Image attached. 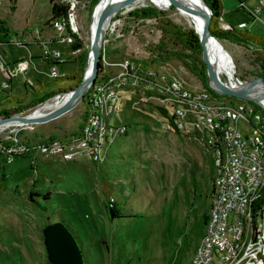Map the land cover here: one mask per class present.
<instances>
[{
    "label": "rangeland",
    "instance_id": "obj_1",
    "mask_svg": "<svg viewBox=\"0 0 264 264\" xmlns=\"http://www.w3.org/2000/svg\"><path fill=\"white\" fill-rule=\"evenodd\" d=\"M101 1L83 0L74 7L76 35L84 44L78 51L70 50L73 43L67 38L61 39L65 32L53 30L48 23L49 0L0 2V110L27 108L51 90L76 88V82L51 89L42 86L54 80L52 63L45 55L61 52L65 63L57 66L59 77L77 74L83 80L91 54L92 18ZM222 3L226 23L239 32H243L239 24L248 23L250 33L264 39L262 24H252L243 10L230 12L228 0ZM143 10L153 14L142 20L132 17ZM165 24L199 37L175 5L161 9L148 0L141 7L124 8L112 19L104 38L102 72L117 75L120 64L130 62L143 71L163 69L184 86L203 88L183 63L152 62L160 54L157 46L164 40ZM219 42L233 61L236 77L259 80L252 49ZM20 64L27 66L25 71ZM7 71L16 75L11 88L6 85ZM221 78L228 83L225 76ZM65 93L19 116L29 117ZM121 97V109L107 119L119 131L124 127V133L110 144H101L99 160L86 156L89 148L78 144L86 127V97L85 103L56 120L0 132V264H50L43 229L57 222L73 231L85 264H191L193 251L206 233L204 216L213 198L216 153L192 120L184 131L173 130L160 109L169 117L173 112L160 100L141 92H122ZM222 98L229 104L241 99ZM96 130L97 138H104ZM106 195L117 202L120 218L110 219Z\"/></svg>",
    "mask_w": 264,
    "mask_h": 264
},
{
    "label": "built area",
    "instance_id": "obj_2",
    "mask_svg": "<svg viewBox=\"0 0 264 264\" xmlns=\"http://www.w3.org/2000/svg\"><path fill=\"white\" fill-rule=\"evenodd\" d=\"M82 1L67 0L68 18L50 23L53 30L65 32L63 41L65 38L74 41L72 34L78 32V26L73 10ZM233 2L231 10H243L252 24L264 26V0ZM217 26L222 31L235 30L225 22L224 13L218 18ZM238 29L250 33L248 23H240ZM45 56L53 66L50 76L54 80L59 78L57 66L65 63L62 53L55 50ZM20 66L23 71L27 68L24 64ZM120 67L122 71L117 75L101 72L87 92L86 127L82 140L78 141L79 146L89 148L85 155L99 160L101 144L122 137L124 127L119 131L110 123V118L121 109L122 92H141L160 100L172 110L173 116L166 115L169 120H175L178 130L184 131L186 123L192 120L195 128L206 135V144L217 156L206 233L191 264H264V106L246 95L236 104L226 103L210 87L208 90L184 86L163 69L150 67L143 71L142 66L130 62ZM6 73L9 81L16 76L10 71ZM6 85L11 88L9 83ZM96 129L104 138H97Z\"/></svg>",
    "mask_w": 264,
    "mask_h": 264
},
{
    "label": "trees",
    "instance_id": "obj_3",
    "mask_svg": "<svg viewBox=\"0 0 264 264\" xmlns=\"http://www.w3.org/2000/svg\"><path fill=\"white\" fill-rule=\"evenodd\" d=\"M98 1L99 0H93V4H96ZM203 1L212 11L210 30L215 38L219 39L221 42L226 41L238 46L248 47V48L254 47L256 49L253 50L254 52L253 54L255 56L254 66L259 71L257 74V78L264 83V39L254 36L251 33L245 31L239 32L236 30L233 31L219 30L217 26V22H218V18L223 13L222 0H203ZM49 3L52 8L51 10L52 16L49 19L48 23L56 21L58 19L68 18V15L70 13V5L67 3V0H49ZM151 14H153L152 11L149 14L148 10H143L132 14V17H136L137 19L142 20L148 18L149 17L148 15ZM163 32H164V40H161L159 46H157L158 47L157 51L160 52V54L157 55V58L152 59V62L154 63L158 62L162 64H166L172 60L174 62H181L183 63V66L186 68V70L189 72L190 76L194 78L196 82L200 83L203 88L210 90L209 77L207 74V66L203 60V48L201 46L199 37L196 34H194L192 31H187V32L182 31L173 24H165ZM72 36L74 38V41L73 44L70 46V50L73 51L82 50L84 48V44L80 39V37L76 34H72ZM165 38L168 39L166 40ZM170 46L173 47V50H169ZM82 66H86V60L82 62ZM102 70H103V61L101 60L100 72H102ZM73 82H76L77 84L76 87H77L82 82V78L77 74L72 76L67 75L52 80L47 84H42V86L46 89L49 88L51 89L63 83H73ZM8 83L12 85V80H10ZM71 89L72 87L68 86L67 88H59L56 90H51L48 94H43L39 96L37 99L33 100V102L27 108L32 109L46 102L47 100L53 98L55 95H58L59 93L67 92ZM216 96L220 98L223 97L218 95ZM27 108H22L18 106L10 110L7 109L0 110V118H7L15 115H20ZM160 112L162 113V115L167 117L166 112L164 110L160 109ZM87 114L88 111L86 110L84 122L86 121ZM170 124L173 130H177L172 120H170ZM106 185L107 184L105 182L104 187H106ZM34 195L35 194H32L31 199L33 198ZM106 196H107V201L105 206L106 210L109 212V214L111 213L113 215V219L120 218L121 213L117 206V202H115V200L112 199L109 195ZM263 202H264V195H263L262 203ZM110 219L112 218L110 217ZM204 221L205 223L208 221V215L204 216ZM68 229L74 235L73 231L69 227ZM86 262L87 261L85 259V263Z\"/></svg>",
    "mask_w": 264,
    "mask_h": 264
},
{
    "label": "water",
    "instance_id": "obj_4",
    "mask_svg": "<svg viewBox=\"0 0 264 264\" xmlns=\"http://www.w3.org/2000/svg\"><path fill=\"white\" fill-rule=\"evenodd\" d=\"M130 0H121L116 5L106 8L99 20L97 32L92 40L91 54L89 57L93 60L92 68L88 78L86 74L82 82L71 90L67 91L63 97L67 94L70 98L57 110L46 114L41 118L22 117L19 115L0 118V126L8 122H21L24 124H42L60 118L73 110L79 103H83L87 95L89 88L94 84L100 71L102 48L105 38V30L112 19L127 7ZM206 13L197 10V13L203 19L204 33L200 37V43L203 48V60L207 66V74L209 77V86L220 96H230L234 98H243L245 90H256L260 94H264V83L260 80L256 81H242L238 77H235V84L229 88H221L219 86V78L216 72L215 66L209 61L208 53L205 49L207 43L211 40H219L212 35L210 30V24L212 19V11L208 8L203 0ZM98 6V5H97ZM220 41V40H219ZM230 61L232 59L230 58ZM89 67V66H88ZM60 97V96H58ZM111 218L113 215L110 213ZM44 245L46 248L48 261L50 264H85V259L82 253V249L78 240L74 237L72 232L62 222L47 225L43 229Z\"/></svg>",
    "mask_w": 264,
    "mask_h": 264
},
{
    "label": "bare ground",
    "instance_id": "obj_5",
    "mask_svg": "<svg viewBox=\"0 0 264 264\" xmlns=\"http://www.w3.org/2000/svg\"><path fill=\"white\" fill-rule=\"evenodd\" d=\"M121 0H102L98 5L97 9H95V13L92 18L91 23V36L94 38L99 20L106 8L109 6L116 5ZM148 0H130L126 10L135 9L136 7L143 6ZM153 4L157 5L161 9H167L172 5L176 6V9L179 11V14L186 18L190 24V26L197 32L199 36H202L204 33V25L202 17L197 13V10L202 11V13H206L203 2L201 0H150ZM112 24V21L109 25ZM105 30V36L108 33V29ZM208 53L209 61L215 66L216 72L219 78V86L221 88H227L228 86L235 84V75H234V66L230 61L229 55L226 53V50L219 42V40H211L207 43L205 47ZM93 60L90 59L89 67L86 71V78H88L91 68H92ZM222 76H225L228 79V83L222 81ZM245 94L248 98L260 103L264 106V94H260L256 90H245ZM70 95L67 94L63 98L58 97L52 102L47 103L45 106L37 109L34 113H32L30 118H41L44 117L49 112L55 111L59 109L68 99ZM24 126V123L21 122H8L0 126V132L5 131L11 127H21Z\"/></svg>",
    "mask_w": 264,
    "mask_h": 264
},
{
    "label": "crops",
    "instance_id": "obj_6",
    "mask_svg": "<svg viewBox=\"0 0 264 264\" xmlns=\"http://www.w3.org/2000/svg\"><path fill=\"white\" fill-rule=\"evenodd\" d=\"M228 2H229V7L230 8H232L233 6H234V2H232L231 0H228ZM225 9L223 8V13H224V15H226V13H225ZM233 11H237V10H234V9H232L230 12H233ZM230 12H228V13H230ZM227 13V14H228ZM199 245V244H198ZM196 248H197V246H196ZM196 248L194 249V251H193V256H194V253H195V251H196ZM193 258V257H192Z\"/></svg>",
    "mask_w": 264,
    "mask_h": 264
}]
</instances>
